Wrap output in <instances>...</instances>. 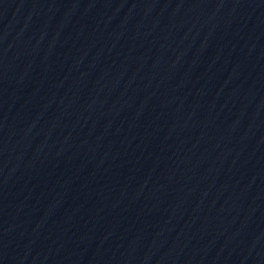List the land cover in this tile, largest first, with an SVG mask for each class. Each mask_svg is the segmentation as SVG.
<instances>
[{
    "label": "water",
    "instance_id": "obj_1",
    "mask_svg": "<svg viewBox=\"0 0 264 264\" xmlns=\"http://www.w3.org/2000/svg\"><path fill=\"white\" fill-rule=\"evenodd\" d=\"M0 264H264V0H0Z\"/></svg>",
    "mask_w": 264,
    "mask_h": 264
}]
</instances>
